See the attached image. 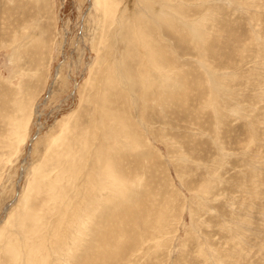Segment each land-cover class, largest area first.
Segmentation results:
<instances>
[{"label":"rangeland","instance_id":"1","mask_svg":"<svg viewBox=\"0 0 264 264\" xmlns=\"http://www.w3.org/2000/svg\"><path fill=\"white\" fill-rule=\"evenodd\" d=\"M106 2L0 0V264H264V0Z\"/></svg>","mask_w":264,"mask_h":264},{"label":"bare ground","instance_id":"2","mask_svg":"<svg viewBox=\"0 0 264 264\" xmlns=\"http://www.w3.org/2000/svg\"><path fill=\"white\" fill-rule=\"evenodd\" d=\"M95 5H98V3H95ZM101 6H102V7H101L102 10H104L103 12L106 13V17H108V16H107V15H108L107 13H109V11H110V7H109L108 3L106 2V0H101ZM110 12H111V11H110ZM103 15H104V14H103ZM112 15H113V14H112ZM102 17H103V16H102ZM111 17H112V16H111ZM108 18H109V17H108ZM113 19H114V18H113ZM17 46H18V45H17ZM15 47H16V46H15ZM16 48H17V47H16ZM18 48H19V47H18ZM14 49H15V48H14ZM17 51H18V50H17ZM37 87H38V85H37V86H34V87H32V88H37ZM30 90L32 91V89H30ZM36 90H37V89H35V91H36ZM37 91H38V90H37ZM38 134H39V131L36 132L35 137L38 136ZM93 189H94V188H93ZM96 189H97V188H96ZM95 191H96V190H95ZM77 211H78V210H77ZM90 211H91V210H90ZM77 215H79L78 212H77ZM75 217H76V216H75ZM70 218H71V217H70ZM70 218H69V220H71ZM76 218H77V217H76ZM78 218H79V217H78ZM86 218H87V217H86ZM86 218H85V219H86ZM80 219L83 220L82 215H81V218H80ZM87 219H88V218H87ZM66 220H67V219H66ZM78 220H79V219H78ZM82 220H81V222H82ZM74 222H75V220H74ZM82 223H83V222H82ZM87 223H88V222H87ZM74 224H75V223H73V225H74ZM83 224H84V223H83ZM74 226H75V225H74ZM80 228H81V227H80ZM80 228H79V230H81ZM82 228H83V227H82ZM57 229H58V228H57ZM82 230H83V229H82ZM63 234H64V233H63ZM76 235H77V234H76ZM76 235H75V236H76ZM66 236H67V235H66ZM74 239H75V238H74ZM73 241H74V240H73ZM74 242H75V241H74ZM63 247H64V246H63ZM56 250H57V249H56ZM68 250H69V249H68ZM24 255H25V253H24ZM65 255H66V254H65ZM39 262H40V261H39ZM41 262H42V261H41ZM61 264H62V262H61Z\"/></svg>","mask_w":264,"mask_h":264}]
</instances>
